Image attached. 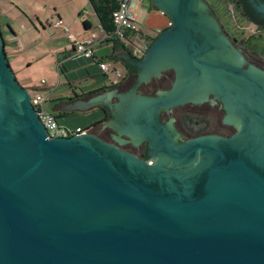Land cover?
<instances>
[{
    "label": "water",
    "instance_id": "water-1",
    "mask_svg": "<svg viewBox=\"0 0 264 264\" xmlns=\"http://www.w3.org/2000/svg\"><path fill=\"white\" fill-rule=\"evenodd\" d=\"M148 1L171 26L132 62L140 83L128 97L120 89L130 79L65 108L125 97L122 129L151 140L153 165L98 137L125 140L110 120L51 138L0 26V264H264V69L245 60L206 1ZM171 69L170 89L139 88ZM212 94L238 132L178 144L174 119L166 127L160 113Z\"/></svg>",
    "mask_w": 264,
    "mask_h": 264
},
{
    "label": "crops",
    "instance_id": "crops-1",
    "mask_svg": "<svg viewBox=\"0 0 264 264\" xmlns=\"http://www.w3.org/2000/svg\"><path fill=\"white\" fill-rule=\"evenodd\" d=\"M9 3L18 9L22 26L25 27L22 39L18 38V33L10 27L13 37L9 40L11 44L9 49H7L6 42V51L11 67L13 65L11 61L14 60L15 68H18L16 70L14 66L12 67L16 77L19 78L21 75L24 83L21 85L29 93L34 92L33 96L41 94L46 97V104L49 102L50 108L47 110L45 104V109L57 118L60 125L71 131H74L73 129L82 131L86 126H82L83 123L78 120L79 117L101 111L94 108L68 110L65 108V104L106 93L124 83L128 76L126 68L133 66L132 62L136 59V56L133 55V43H131L136 39V36L128 34V41L107 38L94 6V4H97V8L100 6L96 0L95 2L92 0H9ZM139 3H142L143 6L141 12L137 11ZM88 5L93 8L91 13L87 10ZM135 11L145 34L152 33L157 36L160 31L168 28L171 22L165 14L154 8L147 0L138 2ZM91 17L96 18V24L101 29L100 35L94 31ZM58 20H61L69 33L78 40L87 39L92 34L97 35L99 41L95 48V59H88L75 53L68 33L62 27L56 28L49 24V21ZM139 40L148 42L149 39L139 38ZM30 41L39 42V44L33 47L29 45ZM32 55L37 57V61L34 62L29 57ZM99 61L109 65L111 74L104 75L99 67ZM52 64L56 67V72L51 70L52 79L55 77L57 81L50 86L34 83L33 78L27 74L35 66L51 65L52 67ZM117 71L120 72V75L117 74ZM101 74L104 75V79L99 76ZM65 78L68 79V82L63 83ZM44 84H47V81ZM97 90L99 92L92 93ZM59 119H63V121L61 122ZM92 128L94 127L90 129Z\"/></svg>",
    "mask_w": 264,
    "mask_h": 264
},
{
    "label": "flooded vegetation",
    "instance_id": "flooded-vegetation-1",
    "mask_svg": "<svg viewBox=\"0 0 264 264\" xmlns=\"http://www.w3.org/2000/svg\"><path fill=\"white\" fill-rule=\"evenodd\" d=\"M204 1H206L210 6L211 3L209 2V0H204ZM228 1L232 4V7L238 12L239 17L242 18V20H244L245 23L247 21V22L251 23L252 25H254L260 31H264V14L260 13L257 10L258 6L264 5V0H228ZM210 8L212 9L214 15L218 19L222 29L224 30V32L226 33V35L228 36L230 41L236 47L241 49L242 54L246 60L247 59L246 58V52H245L247 49L246 48V40L250 36L255 35L257 33L250 34L246 40L241 41L238 36H236L235 34H233L231 32V29H230L231 25L229 23H226L224 20H222L220 18L219 14H221V11L217 12V8L214 9V7H211V6H210ZM257 35H259V34H257ZM238 43H241L244 46V48H240L239 46H237ZM247 50H249V49H247ZM244 68H246V65L244 66ZM126 69H127L126 71H127L128 77L130 79L129 80L130 87L127 88L128 85L123 84L122 88L120 89V92H122L123 94H125L126 97H128L130 95V93L132 92L133 87L135 85H137L138 83H140V81H141L140 74L142 72L141 71L142 69L139 68L138 66H134V65L129 66ZM175 81H176V73L174 70L171 69V70L165 71L160 78H153V79H151L150 82H146V81L142 82L141 85L139 86V88L140 87H145V88H149V89L162 88V90H167V89H170L172 87V85L174 84ZM156 93H152L151 95L156 94ZM147 94H149V93H147ZM125 99H126L125 97L124 98L123 97H117L116 102L113 104V106H110L108 103L104 102L102 106L99 105V106H97V108L96 107L94 108V109H97L98 111L103 112V114H104L103 115V119H104L103 121H107L108 119L111 121V126H110V124H109V126H107L109 128L108 130L110 132H112L113 130L111 129V127L113 126L115 128V132L114 131L113 132L115 134H117V132L120 131L121 137L125 138V140H123V139L121 141H117V139L113 140L112 136H110V138H109L107 133H106V135L103 134L104 132L97 133V135L102 140H104L106 142L113 143V144L117 145L118 147H120L121 149H123L124 151H126L130 154L136 155L140 159H143V160H146L147 162H149L150 165H153L154 162H152V161H153V158L155 157L154 153H157L158 149H157V147L152 145L151 140L148 138H143L141 141L136 140L137 143H135V141H133V138L126 135L124 129H122L125 126V122L123 120V114H124V111L126 109ZM204 104H209L211 107L215 108V110H216L215 111L216 114L214 113L215 119H218V116L221 115V119H220L221 126H222L221 130L218 131V130L212 129L211 131H209V130L207 131V128H208L207 124H203V121H202V119H200V117L198 118L195 115L192 116V115H190V113L188 111L183 112L182 115H179L178 117L176 115L174 116L175 111L178 110L179 108H183L185 106L199 107V106L204 105ZM163 116H166L169 120L163 121V119H162ZM159 118H160V122L166 127H168V122L171 119H174L172 121V125L175 126V129L178 126H180L179 130H175L176 132H178L180 134V137H181L180 140L177 141L178 144L185 142L187 140H190V139H193L196 137H200V136H205V135H218V136L228 138V137H231L238 132L237 128L233 124H229L226 122V110L224 108V104L220 99H218L213 94L210 96V101L205 102V103L200 104V105H195V104L189 103L186 105H180V106L172 109L171 112L167 111V110H163L160 113ZM169 133L172 135V137H175L174 133H171L170 130H169ZM112 140H113V142H112Z\"/></svg>",
    "mask_w": 264,
    "mask_h": 264
},
{
    "label": "rangeland",
    "instance_id": "rangeland-1",
    "mask_svg": "<svg viewBox=\"0 0 264 264\" xmlns=\"http://www.w3.org/2000/svg\"><path fill=\"white\" fill-rule=\"evenodd\" d=\"M209 2L213 5L212 6L210 4L211 7H214V9L217 8V12L221 11V14H219L220 18L222 20H224L226 23H229L231 25L230 26L231 32L233 34H235L236 36H238L241 41L246 40L250 34H254V33L260 34L261 33L263 35L262 36L263 40L260 43V48L258 50H255V49L254 50L253 49L247 50L246 49L245 52H246V58L251 63H253L254 65H256L262 69H264V31H260L254 25H252L251 23H249L247 21L245 23V21L239 17L238 12L232 7V4L228 0H209ZM142 7H143L142 3H139V7H138L137 11L139 12V10H140V12H141L143 9ZM87 10L89 11V13H91L93 11L92 6L88 5ZM222 13H224V14H222ZM90 19L93 22L94 31L96 33H98V35H100L101 29H100V26H98L96 24V21H97L96 18L91 17ZM0 26H1V30H2L4 39L7 42V49H9L8 47L11 45L9 40L13 37L11 28L14 29L18 33V35H19L18 38L22 39V35L24 34V31H25L24 28L25 27L22 26V19L19 16L18 9L15 8L14 5L9 3V0H0ZM149 36L151 38H150V40H148L147 43L152 44L153 43L152 39L155 36L152 33ZM37 44H39V42H34V41L29 42V45L33 46V47L37 46ZM237 46H239L240 48H244V46L241 43H238ZM133 50H134V48H133ZM34 56L35 55L29 56V57H31L32 60L35 62V61H37V59H36L37 57H34ZM21 60H22V58H21ZM22 61H24V60H22ZM11 63L13 64L12 67L14 66V68H15L16 65H15L14 60H12ZM15 69L17 70L18 68H15ZM51 70L56 72V67L54 64H52V67H51V65L50 66L39 65V66L33 67L31 70L28 71L27 74H28V76H31L33 78L34 83L43 84L45 86H50L52 83L57 81V78H55V77H53V79H52ZM121 70H124V68H121ZM109 73L111 74V71ZM105 74L107 75V73H104V75ZM104 75L101 74L99 76H101L104 79V77H103ZM114 76L116 77L117 75H114ZM17 79H18L20 84H22V85L24 84L22 81L21 75H19V78H17ZM43 79L45 81H47V84H44L45 81ZM127 80H129L128 76L126 77L124 82H126ZM65 82H68V79H66V78L63 79V83H65ZM33 93L34 92H32V94ZM49 108H50V103L48 102L46 104V109L48 110ZM187 111L192 116L195 115L198 118L200 117V119H202V121H203V124H207V126H208L207 131L208 130L211 131L212 129L219 131L222 129L221 121H220L221 115L218 116V119H215L214 113L216 114V112H215L216 110L214 107H211L209 104H204V105H201L199 107L185 106L183 108H179L178 110L175 111L174 116L176 115L178 117L179 115H182L183 112H187ZM103 115H104L103 112H100V113H95L92 115L80 116L78 120H81V123H83V125H82L83 127L84 126H90V125L94 124L95 122L99 121L103 117ZM162 119H163V121L169 120L166 116H163ZM59 121L62 122L63 119H59ZM104 122H106V121H102L98 125H100ZM98 125H96V126H98ZM70 126H72V125H70ZM96 126H94V127H96ZM179 129H180V126H178L176 128V130H179ZM73 130L74 131H72V133H78L79 132V130H77V131L75 129H73Z\"/></svg>",
    "mask_w": 264,
    "mask_h": 264
},
{
    "label": "built area",
    "instance_id": "built-area-1",
    "mask_svg": "<svg viewBox=\"0 0 264 264\" xmlns=\"http://www.w3.org/2000/svg\"><path fill=\"white\" fill-rule=\"evenodd\" d=\"M142 1L144 0H121L119 7L113 13V22L115 26L114 33L108 34L104 30L106 32L107 38L112 37L121 41H128V34L130 33L136 36V39H134L131 43H133L134 48L133 55L138 58L142 57L149 48V44L146 41L141 42L139 40V38L143 37L142 34L148 35L143 33L144 31H142V27L138 21V16L135 11V9L137 8V3ZM49 24L56 28L62 27L68 33V37L72 45L74 46L76 54L88 59H95V48L99 41L96 34H92L87 39L78 40L76 37H74L73 34L69 33V30L63 25V22L61 20L55 22L49 21ZM170 26L171 22L169 24V27ZM98 64L103 73L110 72L111 69L107 63L99 61ZM117 74L120 75V72L117 71ZM46 101V97L41 94H35L34 96H31V102L35 107L41 122L47 129L49 136L51 138H59L69 137L77 134L72 133L70 129L60 125L57 118L52 113L46 111ZM80 132L82 131H79L78 133Z\"/></svg>",
    "mask_w": 264,
    "mask_h": 264
},
{
    "label": "trees",
    "instance_id": "trees-1",
    "mask_svg": "<svg viewBox=\"0 0 264 264\" xmlns=\"http://www.w3.org/2000/svg\"><path fill=\"white\" fill-rule=\"evenodd\" d=\"M99 3V8L96 7L97 4H94L96 12L99 16L100 19V23L102 28L108 33V34H113L115 31V26H114V22H113V13L114 11L119 7L121 0H96ZM92 2H95V0H92ZM224 14V13H222ZM142 38L145 39H149L150 40V36L148 35H144L142 34ZM262 34H255L250 36L247 40H246V48L249 50H258L260 48V43L262 42ZM157 36H155L152 39V42H154V40L156 39ZM151 46V44H149V47ZM116 86V85H115ZM107 88V87H106ZM105 89V88H102ZM99 92V90L97 91H93L92 93H97ZM104 119H101L97 122H95L94 124L90 125V126H86L82 129V131L85 130H89L91 127H94L96 125H98L99 123H101V121H103Z\"/></svg>",
    "mask_w": 264,
    "mask_h": 264
}]
</instances>
